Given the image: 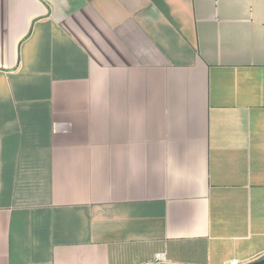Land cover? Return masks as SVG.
<instances>
[{
    "label": "crops",
    "instance_id": "0c3cea01",
    "mask_svg": "<svg viewBox=\"0 0 264 264\" xmlns=\"http://www.w3.org/2000/svg\"><path fill=\"white\" fill-rule=\"evenodd\" d=\"M264 257V0H0V264Z\"/></svg>",
    "mask_w": 264,
    "mask_h": 264
},
{
    "label": "built area",
    "instance_id": "2783aa9c",
    "mask_svg": "<svg viewBox=\"0 0 264 264\" xmlns=\"http://www.w3.org/2000/svg\"><path fill=\"white\" fill-rule=\"evenodd\" d=\"M161 261H162V255H157L155 258V264H160ZM228 264H241V263L234 260V261L229 262Z\"/></svg>",
    "mask_w": 264,
    "mask_h": 264
},
{
    "label": "water",
    "instance_id": "95a60500",
    "mask_svg": "<svg viewBox=\"0 0 264 264\" xmlns=\"http://www.w3.org/2000/svg\"><path fill=\"white\" fill-rule=\"evenodd\" d=\"M160 264H162V263H160ZM247 264H264V257L261 259H258L256 261H253L251 263H247Z\"/></svg>",
    "mask_w": 264,
    "mask_h": 264
}]
</instances>
